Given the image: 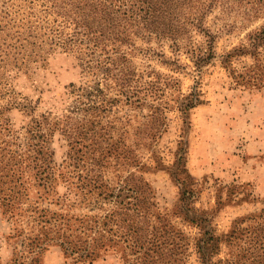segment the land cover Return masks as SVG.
<instances>
[{
  "label": "rangeland",
  "instance_id": "374dc122",
  "mask_svg": "<svg viewBox=\"0 0 264 264\" xmlns=\"http://www.w3.org/2000/svg\"><path fill=\"white\" fill-rule=\"evenodd\" d=\"M44 11L43 0H0V170L16 168L14 175L22 183L15 185V178L8 184L0 180V191L14 189L23 195L20 207L11 214L0 206V264L31 261L37 249H22L26 235L37 237L36 244L40 243L38 264H89L78 261V253L65 255L61 241L79 252L84 240L94 236V230L87 231L93 216L114 209V202L118 208L132 210V195L125 186L138 180L146 184L144 194L150 201L135 219L139 228L144 227L138 236L144 238L152 226L157 227L155 216L167 221L164 236L168 240L149 257L152 264H202L194 248L198 228L176 213L182 205L183 186L194 192L196 209L211 213V228L220 239L211 253L212 262L226 264L236 252L226 241L228 234L238 221L264 206V88L232 80V72L250 65L248 58L233 59L231 65L223 59L262 20H247L236 7L225 12L216 7L204 20L214 40L213 58L200 67L193 64L186 49L170 50L168 43L148 38L149 33L134 35V25L125 27L129 41L118 53L125 55L137 74L141 93L137 101L123 100L112 112L90 116L92 121L100 120L105 131L85 126L95 151L109 150L116 137L121 140L118 146L130 151L128 160L110 157L103 164L102 176L114 197L95 202V194L83 195L88 189L81 192L76 185L69 189L60 178L73 168V156L81 157L75 154L77 148L71 149L60 126L75 105L69 95L72 85L89 87V91L102 88L107 73L100 60L105 56L75 58L60 53V23L53 22V16L46 22ZM206 40L192 32L186 48L203 47ZM87 60H92V69L86 72ZM18 62L22 68L15 67ZM115 93L107 92L109 98ZM191 93H196L199 102L181 112L180 102ZM34 126L41 129L35 139L27 134ZM157 127L161 132L154 136L150 129ZM181 155L183 160H179ZM36 157L54 168L55 182L47 190L27 168ZM86 157L89 163L90 154ZM70 191V200L63 202ZM83 222H88L87 228ZM106 249L90 264H146L134 250Z\"/></svg>",
  "mask_w": 264,
  "mask_h": 264
},
{
  "label": "trees",
  "instance_id": "16d2710c",
  "mask_svg": "<svg viewBox=\"0 0 264 264\" xmlns=\"http://www.w3.org/2000/svg\"><path fill=\"white\" fill-rule=\"evenodd\" d=\"M43 2L44 9L47 10L43 12L44 20L48 22V18L53 16L52 21L60 23V53L75 58L90 56L94 58L97 53L105 56L100 60L107 73V78H103L102 88L89 91V87L75 88L72 85L73 89L69 95L74 97L75 105L61 121L60 126L62 134L71 141L69 142L71 149L77 148L75 154H81L78 159H74L73 156L71 164L73 168L60 178L68 188L76 185L78 190L88 189L83 195L95 194V202H108L114 197L110 185L104 181L102 176L103 164L110 157L115 161L128 160L130 151L128 148L119 147L121 140L116 137V141L111 144L109 150L99 153L96 149L98 151L96 152L93 149V145L96 144H91L93 140L86 138L85 126L93 131L95 127H98L100 132L105 131L100 120L92 121L90 116L112 112L123 100L127 103H130L131 99L137 101L138 94L141 93V88L138 86L139 80L135 79L137 74L128 66L125 55L118 53L122 44L127 45L129 41L128 30L125 27L130 29L134 25L136 27L133 31L134 35L141 31L149 33L148 38H154L158 44L168 43L170 50L186 49L193 59V64L200 67L213 58V36L204 23L207 14L216 7L224 12L236 7L247 20L255 22L261 19L262 23L246 34L245 41L228 52L223 62L231 65L233 59L248 58L250 65L245 66L242 72H232V80L236 84L253 82L260 88H264V0H43ZM192 32L207 38L206 42H203V47L186 48ZM159 56H162V53ZM91 62L92 60L85 61L86 72L92 69ZM19 65H21L20 62L15 64V67L22 68ZM108 82H111L113 86L107 84ZM108 90L116 92L114 98L108 97ZM198 102L196 93H191L189 97L180 102L179 110L187 112ZM156 111L158 112L159 109ZM79 115L81 118H77ZM40 130L39 127L34 126V129L29 130L27 134L35 139ZM150 130L154 136L161 132L160 127L155 128L154 131ZM108 140L113 141L114 138L110 137ZM30 149L34 150V148ZM83 150H87L86 153L82 154ZM40 154L41 148L36 156ZM87 154H90L89 163L85 162L88 159ZM179 160H183L182 155L179 156ZM45 161L39 162L36 157L27 164V168L35 172L34 178L40 183L39 186L47 190L51 182H55V178H52L54 168ZM15 171L16 168L5 172L0 170V180L8 184L9 180L15 178V185L21 186V177L14 175ZM131 184V186L126 185L125 188L129 189L132 195L133 202L129 205L132 210L128 207L118 208L119 204L114 202L116 206L114 209L105 210L102 215L92 217L94 221L89 229L87 228L88 222H83L88 232L91 233L94 230L93 238L85 239L84 246L80 245V249H77L79 252L72 248L74 245L71 247V243L61 241L60 245L65 255L72 256L78 253L76 257L78 261L88 260L90 264L99 258L101 251L105 252L107 247H114L123 252L134 250V253H141L145 263L152 264L149 257L158 252L157 249L163 248L168 240L164 236L167 232L165 226L167 221L160 215L155 216L157 227L152 226L149 234L144 238L138 236L144 227L139 228L135 219L139 217L142 207H149L150 201L144 194V191L148 189L146 184H140L139 180ZM68 188L67 190L70 189ZM120 190L121 187L118 191ZM181 191L182 205L176 213L183 220L198 228L199 233L194 248L201 263L216 264L212 262L211 253L220 239L215 236L211 228V213L194 207L193 191L187 190L184 186ZM22 196L21 193L14 192V189L9 192L0 191L2 210L11 214L13 210L20 207ZM70 197L71 191L66 193L63 202H68ZM190 199L192 201L189 202ZM41 211L44 212L43 209ZM245 223L246 225L242 226ZM24 241L27 243L25 244ZM36 241L37 237L31 238L26 235L21 241L22 249L29 248L31 251L33 247H36L37 251L34 252L29 263L24 261L18 263V259H14L13 263L38 264L42 248L39 247V242L36 244ZM226 241L229 247L236 248V252L226 264H264V206L253 216L238 221L228 234Z\"/></svg>",
  "mask_w": 264,
  "mask_h": 264
}]
</instances>
